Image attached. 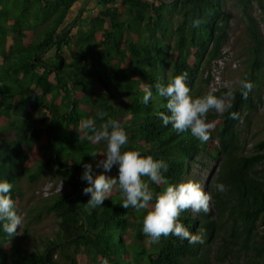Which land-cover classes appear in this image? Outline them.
<instances>
[{"label": "trees", "instance_id": "1", "mask_svg": "<svg viewBox=\"0 0 264 264\" xmlns=\"http://www.w3.org/2000/svg\"><path fill=\"white\" fill-rule=\"evenodd\" d=\"M27 1L24 11L31 12L34 0ZM80 1L37 0L40 8L50 7L51 13L44 19L35 17V22L42 26L52 23L37 42L38 30L29 31L31 18L28 23L16 15L11 18L0 3L2 54L6 58L26 55L15 79L21 76L23 82H31L19 89L15 82H3L11 77L12 66L8 76H0V92L8 93L2 95V104L11 105L16 118L29 123L27 133L8 137L20 125L13 126V116L0 110V127L9 125L6 132L0 131V180L12 183L11 195L20 210L23 193L19 182L24 176L38 182L49 173L71 186L70 191L55 192L35 204L39 207L36 221L43 215L58 219V229L46 238L44 248L23 249L17 235L9 237L0 225V241L4 243L0 264H103L105 259L109 264H212L213 257L224 264H264V231L259 228L264 223V139L255 144L256 152L247 154L238 130V125L249 123L251 114L264 103V0H237L250 38L244 80L251 82L252 88L246 99L240 86L233 89L234 97L229 98L232 107L223 114L214 110L208 114L214 130L207 142L190 131L177 133L171 125L164 126L158 113H170L166 98L158 96L155 85L167 84L187 72V83L194 90L199 75L207 72L214 60L225 57L223 47L234 18L227 0H82L81 14L87 15L92 26L76 31L77 25H71L67 16ZM88 1L100 8L96 16L86 13L91 10ZM255 3L262 11L260 18L255 14ZM131 21L143 26L147 35L135 33ZM98 30L102 36L99 45L86 47ZM173 35L174 46L170 40ZM66 48L70 60L64 54ZM41 66L42 73L32 74ZM208 76L206 85L212 79ZM146 89L153 96L144 104ZM226 91L223 85L212 93L219 96ZM98 112L107 113L105 119H116L125 127L128 148L168 163L162 183L151 184L157 193L167 184L185 181L202 153L223 159L213 182L215 218L211 210L198 214L189 210L180 218L192 232L206 230L202 244L190 245L172 235L162 237L159 244L151 243L143 233L145 210L125 209L118 187L102 206L87 204L90 194L83 193L88 186L81 179L83 165L91 163L93 175L104 171L98 162L106 157L100 154L93 158L90 152H103L106 144L79 141L78 126L88 118L101 123ZM231 113L238 115L234 119ZM32 152L44 158V163L32 168ZM108 175H118V166ZM218 183H224L228 190L217 192ZM35 207L29 209V215ZM10 247L17 255L16 262L8 259ZM56 253L63 260L56 258Z\"/></svg>", "mask_w": 264, "mask_h": 264}, {"label": "clouds", "instance_id": "2", "mask_svg": "<svg viewBox=\"0 0 264 264\" xmlns=\"http://www.w3.org/2000/svg\"><path fill=\"white\" fill-rule=\"evenodd\" d=\"M195 24L198 25L199 21ZM224 53L225 57L229 55V52ZM187 78L188 73L183 72L171 78L167 84L155 85L158 96L166 98V108L170 113L160 112L158 116L164 126L171 125L177 133L190 131L193 137L207 142L214 130V124L207 119L208 114L213 110L223 114L232 107L229 98L234 97L233 87L225 82L227 91L222 95L209 92L194 96ZM251 88L252 84L247 79L240 81L241 94L245 99ZM152 96V91L146 89L142 103L147 104ZM96 115L101 123L98 124L96 118H88L78 126L79 141L87 139L92 143L103 141L106 144L105 151L90 152L93 158L100 154L106 157L98 162L104 171L93 175L92 164L83 165L81 179L88 182L83 193L90 194L87 204L93 208L102 206L105 199L112 196L114 188L118 187L123 196L121 205L125 209L145 210L143 233L151 243L159 244L162 237L172 235L187 240L190 245L202 244L206 230L199 228L192 232L180 218L182 213L189 210L197 214L201 211L208 213L212 193L191 179L167 184L162 191L155 192L151 184L162 183L164 173L169 168L168 163L163 158L156 159L152 155L142 154L139 149L128 148L129 134L125 127L116 119H105L107 113L98 112ZM237 115L231 113L234 119ZM114 166H118V175H108ZM12 188L8 180H0V225L9 237L23 233L20 229L25 219L11 195ZM215 190L223 193L228 189L224 183H218ZM103 264H109V261L105 259Z\"/></svg>", "mask_w": 264, "mask_h": 264}, {"label": "rangeland", "instance_id": "3", "mask_svg": "<svg viewBox=\"0 0 264 264\" xmlns=\"http://www.w3.org/2000/svg\"><path fill=\"white\" fill-rule=\"evenodd\" d=\"M54 2V1H53ZM89 2V1H88ZM1 7H3L5 10H9V16L12 18L13 15L19 16L21 20L28 23L29 18L34 22L33 17L44 19V17H48V14L50 12V7L47 8H40L37 4V0H34L32 3V6L30 9H32L31 12L24 11L26 6H29V2L27 0H0ZM84 2L82 0L74 6V8L70 9L67 20L68 22H71V25H77L75 30L78 31H85L89 27L92 26V23H90L89 18L86 17L87 15L81 14V6ZM90 3V2H89ZM28 4V5H27ZM86 4V3H85ZM256 5V3H255ZM85 6V5H84ZM90 12L89 10L86 11V13L90 16H96L100 8L96 7L95 2L90 3ZM227 8L232 11L234 14V18L231 21L232 28H231V34L229 37L228 42L223 47V50H226V52H229V55L225 57V68L222 72L223 78L229 82L233 89H237L240 86V81L244 80L245 72L249 69V63L248 59L250 57V51L248 50L250 45V38L247 33V22L243 16L242 7L237 2V0H227ZM255 14L260 18L262 16V11L258 8L256 5ZM126 16V15H125ZM177 18L178 15L174 17V24H177ZM53 22V21H49ZM67 22V23H68ZM132 27H134L135 33H142L146 34V31L143 29V26L136 25L134 22H132ZM66 23H64L63 27ZM46 25V24H45ZM70 25V26H71ZM80 25V26H79ZM39 26V27H38ZM52 26V23H49L46 26H42L39 23L35 22V26L29 29V31H36L37 35L39 36L36 39V42L42 39L43 37V31L50 30ZM261 27L263 29L264 33V23L261 24ZM41 28V29H39ZM85 33V32H84ZM96 36L94 38V41L88 42L86 44V47L90 44H98L101 40V32L98 30L96 32ZM87 35V32L85 33ZM170 37V36H168ZM171 44L174 46L176 37L175 35L170 37ZM2 49L0 48V76H3V74L7 75L8 68L12 66L13 71L10 80L9 78L7 81L8 83L15 82L18 89L20 87H28L30 86L31 82H28L27 80L21 79L22 77L19 76L18 79H15L16 72L20 70L21 64L25 61L26 55L22 58L21 54H15L11 57H5L2 53ZM174 49V47L171 48V51ZM54 53L51 52L48 55L51 56ZM29 54V53H28ZM65 56L68 60L71 59L70 52L68 49H65ZM174 55V53H173ZM47 57V56H46ZM44 69L43 66H41V69L39 68L35 72H32V74H35L36 76L39 73H42V70ZM8 76V75H7ZM5 78V77H4ZM205 79V73H201L197 80V85L194 90H192L193 95H205L209 92L207 85L204 82ZM31 88V87H29ZM2 95H8V93L3 90L0 92V110L7 113L8 116H13L11 118V123L19 124L20 129L17 128V131L14 130L11 132V134L7 135L8 137H12L13 139L16 138V136H22V134L27 133V127L29 123L24 122L16 118V112L14 111L13 107L11 105H3L1 102ZM230 100V99H229ZM14 106V105H13ZM2 112V113H3ZM4 114V113H3ZM2 118V117H0ZM10 118V117H9ZM10 122V121H9ZM214 124V121H210ZM0 123L1 120H0ZM9 125H4L3 127H0V131H7L5 130ZM238 130L240 133V137L242 142L245 144V153L252 154L256 152L255 144L261 140L264 139V103H261L260 106H258V109L254 111L250 116V122L247 123V121H243L238 125ZM2 132H0L1 134ZM2 135V134H1ZM6 136V135H5ZM10 139V138H9ZM24 144V143H23ZM45 161L44 158H41L37 156L36 152H32V160L30 165L32 168L33 166L37 167L40 164H43ZM223 159L221 157H213L209 155L208 153H202L196 162H194L190 167V172L186 175L187 180H196L199 183L202 184L204 189L206 191H209L212 193V201L210 204V210L213 214V218H215L216 210L214 207V196H213V182L216 179L219 170L221 168ZM21 186V192L23 193V198L21 202V211L24 214V223L23 228L20 229L22 231V234H17L18 243L23 249L26 250H33V249H42L44 248V242L46 238L53 237L54 232L58 229V219L53 215H43L39 221H36L34 219L36 213L39 210V207H35V204L38 202H42L41 198L45 197L47 195H51L55 192H68L71 189V186L69 184H66L62 179H57L56 175L46 173L42 175V177L39 179L38 182H32L29 181L26 176L21 178L19 182ZM35 211H30L31 214L29 215V209L34 208ZM192 214L193 213L191 211ZM262 231H264V223L259 227ZM19 233V229H18ZM27 235V236H26ZM21 236H26L21 238ZM220 242V241H218ZM4 243L0 241V247H3ZM218 246V244H216ZM9 261L16 262L17 255L14 252V249L12 247L9 248ZM58 254H55V257L57 258ZM60 260H63L61 256H58ZM212 264H224L223 262H219L216 258H212Z\"/></svg>", "mask_w": 264, "mask_h": 264}, {"label": "built area", "instance_id": "4", "mask_svg": "<svg viewBox=\"0 0 264 264\" xmlns=\"http://www.w3.org/2000/svg\"><path fill=\"white\" fill-rule=\"evenodd\" d=\"M223 52H226V50H223ZM225 68V60L224 58L221 59H216L212 62V65L210 69L205 73V77H209L208 75L211 74L212 79L211 81L207 84L209 92H213L219 88H221L225 82H227L223 78V70Z\"/></svg>", "mask_w": 264, "mask_h": 264}, {"label": "water", "instance_id": "5", "mask_svg": "<svg viewBox=\"0 0 264 264\" xmlns=\"http://www.w3.org/2000/svg\"><path fill=\"white\" fill-rule=\"evenodd\" d=\"M49 1H56V0H49ZM160 1H163L165 3H173L176 0H160Z\"/></svg>", "mask_w": 264, "mask_h": 264}, {"label": "crops", "instance_id": "6", "mask_svg": "<svg viewBox=\"0 0 264 264\" xmlns=\"http://www.w3.org/2000/svg\"><path fill=\"white\" fill-rule=\"evenodd\" d=\"M33 19H34V22L30 19L31 28H32L33 26H35V18L33 17ZM30 32H32V31H30Z\"/></svg>", "mask_w": 264, "mask_h": 264}]
</instances>
